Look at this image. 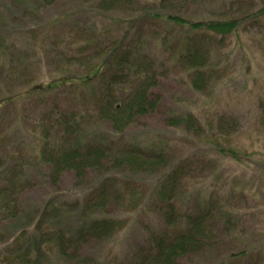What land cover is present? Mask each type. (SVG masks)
I'll use <instances>...</instances> for the list:
<instances>
[{
	"label": "rangeland",
	"instance_id": "rangeland-1",
	"mask_svg": "<svg viewBox=\"0 0 264 264\" xmlns=\"http://www.w3.org/2000/svg\"><path fill=\"white\" fill-rule=\"evenodd\" d=\"M224 1L229 0H175L172 11L168 12L193 22L213 20L222 15ZM240 1L241 12L264 7V0ZM157 3L158 0H133L129 10L100 12L80 1L66 0L33 15L28 7L0 0L4 48L15 59L19 70L25 67L28 78L17 81L18 84L9 79L0 84V98L24 91L26 88L22 86L27 82L32 86L47 85L54 79L83 76L107 61L103 80L97 79L88 87H59L44 98L21 100L0 111L1 170L10 169L11 159L24 165L28 183L18 198L27 211H37L56 194L68 206L77 202L85 204L93 197L96 181L92 175L78 179L66 173L55 183L41 177L49 169L38 164L40 150L58 142L49 128L48 114L55 106L64 115L79 112L83 116L85 136L111 134L108 122L98 119L97 94L113 83L116 67L112 56L119 45L123 52L131 54L130 71L137 69L140 59L137 38L140 37L144 50L139 49L138 53L166 61L161 69H166L167 74L158 90L163 114L140 120L109 143L116 150L127 140L136 144L139 140L140 145L154 147L160 142L166 143L169 168L151 173L118 169L119 180L131 179L128 188L121 189L120 193L124 194L126 203H134L135 210L111 209L112 215L123 223L122 228L109 238L86 242L80 255L90 264H134L138 262L137 257L148 255L153 236L167 229L155 203L164 175L176 165L186 173L178 179L175 190L179 213L184 209L183 204L192 209L210 201L216 203L213 207L222 216L231 214L228 226L222 228L223 233L219 232L222 241L187 256L178 264H264V28L258 23H249L227 39L223 47L212 45L209 49L212 78L204 91L196 92L190 86L189 74L178 66L177 44L184 37L183 32L156 21L135 23L143 9L158 12ZM132 21L135 25L131 27ZM168 46L173 50L167 51ZM2 67L0 56V72ZM135 83L136 80L128 81L131 86ZM167 109L191 113L203 128L204 136L197 138L182 129L167 128L164 121L170 117ZM223 116L236 123L233 134L227 137L220 136L213 128ZM218 146L240 152L244 155L241 162L219 156L215 150ZM246 156L248 160H244ZM5 163L7 167H2ZM3 177L0 175V179ZM77 223L74 219L67 225L72 227ZM0 234V254L14 253L15 248L1 246L6 241L2 236L6 238L8 232L0 228ZM43 246L52 254L48 255V261L67 264L57 261V251L46 241ZM245 250L251 253L237 262L226 261L230 253Z\"/></svg>",
	"mask_w": 264,
	"mask_h": 264
},
{
	"label": "trees",
	"instance_id": "trees-1",
	"mask_svg": "<svg viewBox=\"0 0 264 264\" xmlns=\"http://www.w3.org/2000/svg\"><path fill=\"white\" fill-rule=\"evenodd\" d=\"M61 1L66 0H11V3L30 8L34 15L54 7ZM76 1L93 6L100 12L129 10L133 3V0ZM173 1L175 0H158L159 11L150 13L143 9L135 23L144 20L156 21L163 23L165 27L172 25L180 29L184 37L179 38L177 44L178 66L189 74L190 86L194 91H204L213 75L209 68L211 46L216 44L220 48L223 47L227 39L237 35L244 25L249 23H258L264 28V7L246 13L240 11V0H229L227 3L224 1L223 13L219 18L193 22L168 12L172 11ZM2 19L0 14V20ZM135 23L132 21L129 25L132 27ZM137 40V58H140L137 60V69L130 71L131 54L123 52L122 45H119L114 54L112 53L113 66L116 67L113 83L110 82L105 91L97 94L95 106L98 119L108 122L112 129L111 134L105 132L103 135L85 136L82 128L83 116L79 112L64 115L55 106L56 108L50 109L52 112L48 114L51 118L49 128L54 131L58 142L56 141L49 149L45 146L40 150L38 164L49 169V173L45 176L42 172L41 177L55 183L66 173H72L78 179L92 175L96 181L93 197L85 204L81 205L77 202L68 206L64 198L56 194L37 211L35 209L27 211L18 198L24 190L23 186L28 183L27 175L24 174V165L11 159L12 165L8 166L9 170L2 171L0 166V175L4 176L0 179V228L8 232L6 238L2 236L6 241L1 246L3 249L6 246L7 249L15 248L14 253L4 256L3 251L0 254V264H53L48 261V255L52 254L49 249L44 248V241L57 251V261H65L67 264H90V261H86V258L80 255L86 242L109 238L122 228L123 223L113 216L111 211L114 208L135 210L134 203H126L124 194L120 193L121 189L128 188L131 179L127 178L126 182L119 180L118 169L127 168L137 173H151L158 169L168 170L169 156H167L166 143L160 142L154 147L140 145L139 140L137 144L127 140L117 150L109 143L110 139L123 135L124 130L138 124L140 120L163 114L158 90L162 87V80L167 74L166 69L165 71L161 69L166 61L138 53L139 49L142 51L144 48L140 46L141 38L138 37ZM4 46L0 32V56L4 64L0 72V84L8 79L17 84L21 79L28 80L25 67L22 71L19 70L18 65H15V59L8 55V50ZM171 47L168 46L166 50L170 52L173 50ZM119 52L120 55H117ZM106 63L107 61L92 68L83 76L62 77L54 79L47 85L32 86L27 82L22 86L26 88L24 91L0 98V111L21 100L44 98L59 87H88L97 79L103 80L106 76L103 71ZM130 80H136V83L133 86L130 85L132 83L128 85ZM167 112V115L170 113L168 115L170 117L164 119L167 128H179L186 133H192V136L197 138L204 136L203 128L191 113L169 109ZM234 124L236 123L233 119L223 116L217 119L213 128L220 136L227 137L236 129ZM215 150L219 156L236 163L241 162L244 156L231 148L218 146ZM248 159L249 157L246 156L244 160ZM6 165L7 163L2 167ZM175 166L164 175L165 180L160 183L155 203V208L162 215L167 229L164 233L153 236L150 255L142 254L137 257L138 262L134 264H178L187 256L213 247L218 241H222L219 232L223 233L222 228L228 226L230 222L231 214L227 212L222 216L221 213L216 212V207H213L216 203L212 204L210 201L204 206H195L192 209L183 204L184 209L181 213L178 212L175 198L176 185L178 179L186 173ZM74 219L78 223L69 227L68 221ZM44 226L51 230H43ZM171 228L177 230L170 232L173 231ZM250 253L246 250L236 254L230 253L226 261L237 262Z\"/></svg>",
	"mask_w": 264,
	"mask_h": 264
}]
</instances>
